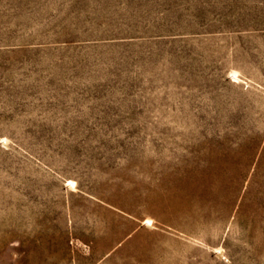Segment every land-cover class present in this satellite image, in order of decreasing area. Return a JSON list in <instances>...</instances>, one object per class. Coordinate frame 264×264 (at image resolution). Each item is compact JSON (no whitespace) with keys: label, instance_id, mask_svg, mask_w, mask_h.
I'll use <instances>...</instances> for the list:
<instances>
[{"label":"rangeland","instance_id":"rangeland-1","mask_svg":"<svg viewBox=\"0 0 264 264\" xmlns=\"http://www.w3.org/2000/svg\"><path fill=\"white\" fill-rule=\"evenodd\" d=\"M41 263L264 264V0H0V264Z\"/></svg>","mask_w":264,"mask_h":264},{"label":"crops","instance_id":"crops-1","mask_svg":"<svg viewBox=\"0 0 264 264\" xmlns=\"http://www.w3.org/2000/svg\"><path fill=\"white\" fill-rule=\"evenodd\" d=\"M40 256V258H46L47 257V255H49V254H46V253H41V254H39ZM43 256V257H42ZM38 257V256H37ZM45 260V259H44ZM41 264H43V263H41ZM44 264H46V263H44Z\"/></svg>","mask_w":264,"mask_h":264}]
</instances>
